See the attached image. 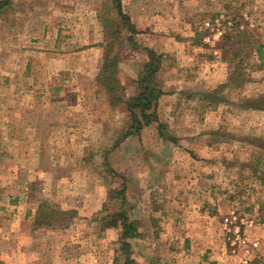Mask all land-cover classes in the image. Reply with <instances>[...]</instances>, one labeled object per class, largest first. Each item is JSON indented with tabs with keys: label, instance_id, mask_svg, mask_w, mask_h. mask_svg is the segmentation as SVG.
<instances>
[{
	"label": "rangeland",
	"instance_id": "374dc122",
	"mask_svg": "<svg viewBox=\"0 0 264 264\" xmlns=\"http://www.w3.org/2000/svg\"><path fill=\"white\" fill-rule=\"evenodd\" d=\"M140 2L139 8L155 12L158 33L140 32L135 25L130 33L111 0H10L0 8V264H264V58L254 45H264V0ZM122 6L125 13L135 10L134 0H122ZM93 8L104 32L100 14L122 23L112 40L125 97L138 89L148 48L163 55L157 77L164 94L154 104L157 121L130 135L125 145L120 143L131 122L126 105L113 103L99 87L93 101L79 98L72 74L76 65L59 69L49 80L35 76L33 64L34 78L23 77L19 84L12 79L13 62L21 60V78L27 67L21 53L29 32L57 24L76 30V18L89 22ZM11 26L18 32L15 38ZM11 45L16 53H10ZM69 101L96 107L87 119L91 127L75 135L54 130L61 135L58 148L56 143L47 148L52 155L62 154L56 157L59 164L86 157L78 161L86 168L71 181L68 171L60 169V189L71 183L106 188L104 198L98 193L100 210L84 211L87 220L96 221L90 229L76 226V215L70 220V214L56 215L69 219L65 225L47 219L41 224L42 184H34L37 200H32L30 192H17L19 185L27 188L16 184L14 176L19 168L26 178L24 169L37 164V145H15L12 135L30 132L37 139L41 127L34 124L44 115L39 108H59ZM15 105L23 111H13ZM16 120L28 122L29 129H14ZM68 133L70 142L62 140ZM75 138H86L87 144ZM96 196L85 194L92 207ZM45 198L50 211L60 205ZM123 211L135 228L125 241L121 228L109 225L112 214Z\"/></svg>",
	"mask_w": 264,
	"mask_h": 264
},
{
	"label": "crops",
	"instance_id": "0c3cea01",
	"mask_svg": "<svg viewBox=\"0 0 264 264\" xmlns=\"http://www.w3.org/2000/svg\"><path fill=\"white\" fill-rule=\"evenodd\" d=\"M140 1L144 2L146 0H134L135 10H130L126 13L130 16L132 23H134L135 27L140 32L150 30V33H158L159 30L157 28L155 20L157 18L154 16L155 12L147 13V10L139 8V5L141 4ZM97 11V8L90 9V12L88 13L91 20L89 22L84 20L85 18H76V30H74L73 28L71 30H67L61 27V25L57 24L56 26H44L43 29L37 34L29 32L31 36L28 35V39L30 40L29 42L24 43L25 48L22 49L21 53L25 59V65L27 67H25L26 69L24 70V74L21 78V76L19 75L21 72L17 67V65H20L21 60H19L18 62H13L15 66V70H13V72L15 71L14 78H12L13 81L16 84H19V81L23 79V77L25 81L34 78L33 74L30 72V67L33 64H35L36 67L35 76H38L39 74V76L42 75L44 79L49 80H52L53 77L56 76L59 69H65L64 71H67L70 66H74L73 68H75L76 65V71L72 70L74 71L72 72V74H75L76 76V95L79 98L84 97L82 100H85L88 96L93 101L92 97L95 98V94L97 92L96 89H98L97 76L100 71V65H102L106 48L109 43L103 30L102 23L98 20ZM147 23L150 28H148V26L146 25ZM9 33L12 34L11 37L13 38L17 37L16 35L18 34L15 27L12 26ZM25 37H27V35ZM149 46L153 47V44H149ZM16 48V45H11L9 49L10 53H16ZM18 59L23 58L19 57ZM67 104V106H61L59 108H48L47 106L39 108L40 110L38 111L40 113H43L44 115L39 123H37L36 125L34 124L36 128L41 127L37 139L34 138V136H31L30 132H26V134L23 133L22 136H17V134L12 135L15 145H29L31 143L37 145L36 150L33 151L34 158L37 157V164L32 167L33 170L30 166H27L24 169L26 170V178H24V176H22V173H20L21 169L19 170L18 168V171L14 173V176L19 178V181H16V184L19 185L20 183L27 188V190L25 191L19 185L17 192H30L32 194V200L33 198L34 200H37L33 196V190H36L34 184H36L38 181L40 182V184H42L43 187L38 191L40 192L39 197L42 198L39 200V205L37 206V208H39L41 203L47 199L45 197H50L51 199H55L57 202H59V206L62 209L73 210L76 212V226L84 225L90 229L91 224L94 225L96 221L90 219L87 220V213H84V211H91L90 213L92 214L95 213V211L100 210L101 206L98 205V193H100V198H104L106 188L102 185H96L93 189L89 188L90 186L80 187L79 185H76V187H73L71 183L69 188L60 189L61 184L59 182L63 180V173L60 169L62 168L63 170L65 169L66 171H68L67 173H69L68 175L71 181V179H73L74 177L76 178V174L78 172L80 173V171H82V168H86V166L84 165H81L82 167L78 165L80 164L78 161H86V157L80 156L78 160L76 158V164H64L65 162L63 160L62 163L59 164L60 160H57V158H61L62 154L56 153L55 155H52L53 152H48L49 150L47 146L50 143L51 145L56 143V148H58V139L61 137V135L55 134L56 132H54V130L62 129L64 133H67L66 130H68L69 133L70 131H73V135H75L78 134L76 132L77 130L83 131L84 128L86 129L87 125L91 127V125L87 123V119H91L88 117H91L92 114L96 112V107H91L87 104L84 105V103H73L70 101L67 102ZM22 108L23 107L19 105H15L13 107V111H23ZM37 109L38 107L35 106L34 110ZM69 109L72 110L69 111ZM53 114L58 117L56 118L55 116L54 118ZM92 123L96 125L99 122L97 121V118H95L94 120L92 118ZM27 124L28 122H20V120H16L14 121V125L12 127H14V129L18 128L19 132H21V130L29 129V125ZM69 133L67 134V137H62V140L66 139L67 142H70L71 139L69 138ZM129 138H131V136H128L126 139L122 140L120 144L125 145ZM74 141H76V143H79V145L83 142L87 144L86 138L85 140H77V138H75ZM88 141L91 143V140ZM56 148H51V151H55ZM27 150L28 149L26 148V151ZM48 153H51L50 155L52 156H47ZM46 156L49 160L48 162H45ZM29 157L27 156L24 158L27 160ZM42 160L45 163H43ZM39 162L41 165L39 164ZM21 177L22 179H24L23 182L21 181ZM49 182L51 183V185H49ZM88 192L97 193V201L96 203H94V207H92L91 205L92 199H89V197H85V194H87ZM62 195H68L69 198H63ZM63 199L65 200L63 201ZM29 207L32 209L33 206L30 205ZM91 236H94L93 240L97 239V237L95 238L94 234H89V237ZM82 237L87 238L88 234H84L82 235Z\"/></svg>",
	"mask_w": 264,
	"mask_h": 264
},
{
	"label": "trees",
	"instance_id": "16d2710c",
	"mask_svg": "<svg viewBox=\"0 0 264 264\" xmlns=\"http://www.w3.org/2000/svg\"><path fill=\"white\" fill-rule=\"evenodd\" d=\"M10 0H0V8ZM112 7L116 9L119 17L123 22L128 26L130 33L135 32L134 24L131 21L130 16L123 11L122 0H111ZM107 5V6H106ZM104 5L105 9H108V4ZM102 22L104 24L106 38L109 43L106 48V52L103 58V63L101 69L97 76V84L99 90L102 88L105 92L110 95L113 103L123 102L131 116V122L123 135L122 139L133 134H138L142 131L145 126L152 124L154 121H157V112L154 104L158 99L164 94L163 87L159 81L157 75L161 68L163 55L158 53L154 49L148 48V60L144 63L142 71H140L137 79L138 89L136 93L129 97L123 95L122 85L117 76L118 63L120 58L117 53L114 52V42L112 40L113 36H118L120 33L119 27L122 26V23L116 20L115 16L100 14ZM121 25V26H120ZM117 28V31L115 30ZM118 34V35H117ZM229 35V34H228ZM228 35L227 40H228ZM241 35V32H237V36ZM225 36V37H226ZM256 45V52L258 55L264 58V45L262 43L254 44ZM225 46H222V49L225 50ZM238 55V52L234 51V57ZM246 107H260L258 105L249 104ZM49 200H44L40 207L37 216V220H54L57 224L65 225L67 220H71L75 217L76 212L73 210H64L59 205L56 204V208L51 210L49 209ZM57 214H70V218H60L56 217ZM112 216L115 220L109 223L110 226L120 227L121 228V239L124 241L134 235V222L129 221L126 211L113 213ZM122 218V220H118ZM127 245L128 242H125Z\"/></svg>",
	"mask_w": 264,
	"mask_h": 264
}]
</instances>
